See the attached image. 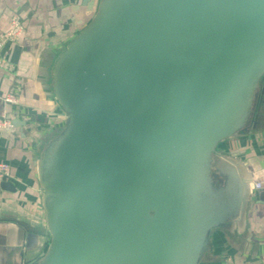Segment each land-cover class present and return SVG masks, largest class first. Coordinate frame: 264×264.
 Masks as SVG:
<instances>
[{
    "label": "water",
    "instance_id": "95a60500",
    "mask_svg": "<svg viewBox=\"0 0 264 264\" xmlns=\"http://www.w3.org/2000/svg\"><path fill=\"white\" fill-rule=\"evenodd\" d=\"M263 73L264 0H102L52 67L39 264H199L244 216L249 180L212 153Z\"/></svg>",
    "mask_w": 264,
    "mask_h": 264
},
{
    "label": "crops",
    "instance_id": "0c3cea01",
    "mask_svg": "<svg viewBox=\"0 0 264 264\" xmlns=\"http://www.w3.org/2000/svg\"><path fill=\"white\" fill-rule=\"evenodd\" d=\"M101 2L0 0V37L13 16L24 24L19 38L6 41L0 52L4 60L0 114L6 112L14 124L0 128V162L9 163L12 174L0 181V264H39L48 251L51 234L38 164L66 123L52 89V67L64 47L91 22ZM15 89L20 91L19 103H4L2 97ZM219 159L249 180V194L240 222L236 217L233 224L210 231L205 264H264V73L244 125L213 151L212 161ZM211 169L214 186H221L222 177Z\"/></svg>",
    "mask_w": 264,
    "mask_h": 264
},
{
    "label": "built area",
    "instance_id": "2783aa9c",
    "mask_svg": "<svg viewBox=\"0 0 264 264\" xmlns=\"http://www.w3.org/2000/svg\"><path fill=\"white\" fill-rule=\"evenodd\" d=\"M24 29V24L22 20L18 16H13L10 20V26L8 30H6L0 37V52L3 44L6 41H16L20 34ZM4 64V60L1 58L0 55V67ZM2 101L6 104L16 105L20 101V91L15 89L9 91L2 97ZM13 120L11 117L6 113L2 112L0 114V128H13ZM12 176L11 174V166L7 162H0V181L7 180ZM259 184H256L258 186Z\"/></svg>",
    "mask_w": 264,
    "mask_h": 264
},
{
    "label": "rangeland",
    "instance_id": "374dc122",
    "mask_svg": "<svg viewBox=\"0 0 264 264\" xmlns=\"http://www.w3.org/2000/svg\"><path fill=\"white\" fill-rule=\"evenodd\" d=\"M212 174H213V172L211 171V179L213 180V182H214V179H213V176H212ZM210 233V232H209ZM209 233H208V236H209ZM201 261H202V263L203 264H205V262H208V256L207 255H204L202 258H201Z\"/></svg>",
    "mask_w": 264,
    "mask_h": 264
}]
</instances>
